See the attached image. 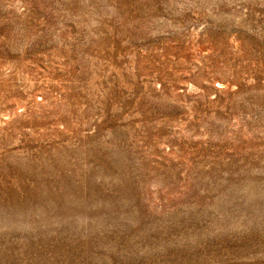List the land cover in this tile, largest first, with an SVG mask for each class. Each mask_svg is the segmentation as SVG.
I'll use <instances>...</instances> for the list:
<instances>
[{
	"label": "rangeland",
	"instance_id": "rangeland-1",
	"mask_svg": "<svg viewBox=\"0 0 264 264\" xmlns=\"http://www.w3.org/2000/svg\"><path fill=\"white\" fill-rule=\"evenodd\" d=\"M0 264H264V0H0Z\"/></svg>",
	"mask_w": 264,
	"mask_h": 264
}]
</instances>
